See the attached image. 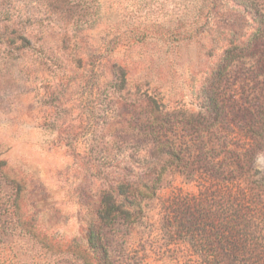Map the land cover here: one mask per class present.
Instances as JSON below:
<instances>
[{
    "label": "rangeland",
    "instance_id": "rangeland-1",
    "mask_svg": "<svg viewBox=\"0 0 264 264\" xmlns=\"http://www.w3.org/2000/svg\"><path fill=\"white\" fill-rule=\"evenodd\" d=\"M263 215L264 0H0V264H214Z\"/></svg>",
    "mask_w": 264,
    "mask_h": 264
},
{
    "label": "trees",
    "instance_id": "trees-1",
    "mask_svg": "<svg viewBox=\"0 0 264 264\" xmlns=\"http://www.w3.org/2000/svg\"><path fill=\"white\" fill-rule=\"evenodd\" d=\"M216 96L207 97L204 109L199 112L200 123L206 122L209 118L216 119L223 114V108ZM207 129V127H205ZM249 151V150H248ZM165 169V165L161 164L158 169H154L152 174L156 175L158 180ZM146 176L140 184L132 183L124 185L119 183L115 188L105 192L100 201L99 208L95 211L98 223L90 222L88 224L87 243L94 250H98L106 254V249L102 242L101 225L111 224L117 217H123L128 221H136L143 214L141 200L145 197H152L156 194V179L152 176ZM255 225H248L252 229L261 232L259 236V248H245L243 240L235 241L234 249L227 251L220 249L222 243L216 242L215 253L210 258L214 264H264V215L262 218L256 219ZM243 245V248H238ZM263 250V251H262ZM214 256V257H213Z\"/></svg>",
    "mask_w": 264,
    "mask_h": 264
}]
</instances>
